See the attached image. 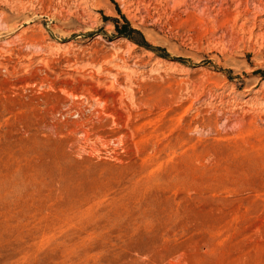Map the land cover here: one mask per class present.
<instances>
[{
  "label": "rangeland",
  "instance_id": "rangeland-1",
  "mask_svg": "<svg viewBox=\"0 0 264 264\" xmlns=\"http://www.w3.org/2000/svg\"><path fill=\"white\" fill-rule=\"evenodd\" d=\"M0 264H264V0H0Z\"/></svg>",
  "mask_w": 264,
  "mask_h": 264
},
{
  "label": "bare ground",
  "instance_id": "bare-ground-1",
  "mask_svg": "<svg viewBox=\"0 0 264 264\" xmlns=\"http://www.w3.org/2000/svg\"><path fill=\"white\" fill-rule=\"evenodd\" d=\"M263 21V20H262ZM172 64H173V62H172ZM176 64V63H175ZM99 106V105H98Z\"/></svg>",
  "mask_w": 264,
  "mask_h": 264
}]
</instances>
